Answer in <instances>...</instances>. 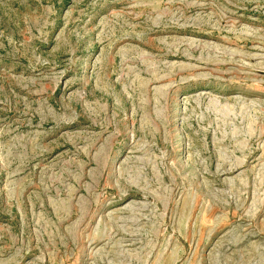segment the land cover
<instances>
[{"label": "rangeland", "instance_id": "rangeland-1", "mask_svg": "<svg viewBox=\"0 0 264 264\" xmlns=\"http://www.w3.org/2000/svg\"><path fill=\"white\" fill-rule=\"evenodd\" d=\"M0 264H264V0H0Z\"/></svg>", "mask_w": 264, "mask_h": 264}]
</instances>
